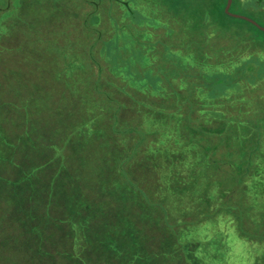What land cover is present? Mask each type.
Masks as SVG:
<instances>
[{
    "label": "rangeland",
    "instance_id": "rangeland-1",
    "mask_svg": "<svg viewBox=\"0 0 264 264\" xmlns=\"http://www.w3.org/2000/svg\"><path fill=\"white\" fill-rule=\"evenodd\" d=\"M134 2L150 18L155 0ZM97 3L0 0V110L12 139V158L0 162V264H264V244L242 236L231 212L193 228L169 224L174 214L197 205L192 195L175 201L171 181L176 169L201 167L200 157L184 139L188 130H172L150 115V108H156L150 97L188 98L192 106H184L181 112H188L182 116L193 107L200 122L216 128V119L201 111L206 96L196 74L178 69L172 81H159L158 88L128 77V72L143 70L134 54L137 43L127 36L130 28L121 29L113 18L123 22L128 13L118 0ZM143 28L152 29L149 24ZM154 31L168 36L163 27ZM232 50L201 59L203 67L235 71L244 56L264 58L260 42L240 43ZM117 51L124 57H116ZM184 52L180 46L175 56ZM158 53L142 60L141 67L152 72V64L161 62ZM174 83L181 97L173 92ZM225 95L214 102L229 111L237 103L244 107L240 114L263 117L264 76L245 81L244 92L230 87ZM261 146L255 172L264 176ZM157 147L175 149L183 163L153 171L150 158L159 163L162 156L154 154ZM121 163L127 172L119 169ZM214 176L216 195L221 186ZM255 196L262 204L259 193Z\"/></svg>",
    "mask_w": 264,
    "mask_h": 264
},
{
    "label": "trees",
    "instance_id": "trees-1",
    "mask_svg": "<svg viewBox=\"0 0 264 264\" xmlns=\"http://www.w3.org/2000/svg\"><path fill=\"white\" fill-rule=\"evenodd\" d=\"M103 1L97 0L98 7L103 4ZM118 1L122 3L128 16L125 13L123 22L118 17L113 18L117 24H120L121 29L125 26L130 28L127 36L137 43L138 51L134 54L135 58L137 57L140 61L138 68L143 69L137 72L135 68L136 72H131L136 75L128 72V77L133 76L134 81L145 79V84L150 81V84L158 88L159 81H172L178 69L189 75L196 74L200 81L201 91L206 96H202L204 106L201 107V111L209 112V115H213L216 119V128L208 123L206 125L204 121L200 122L196 119V110L193 107L187 116H182L188 112H181L184 106H190L191 103L188 98L184 99L185 101L181 99V90L176 87L175 83L172 85V90L181 97L176 99L179 100L178 102L175 99L163 101L150 97L154 100L156 107L155 110L153 107L150 108V115L158 118L159 121L164 120L162 126L168 125L172 130H176V127H180L179 130L181 127H184L183 131L188 130L189 137L184 136L185 132L182 133V137L188 139L200 157L198 162L196 161L201 164V167L197 165L199 170L197 166L193 172L183 171L181 168L176 169L171 181V197H174L175 201L192 195L196 197L197 205L183 208L179 215L174 214L175 219L170 220L169 218V224L179 225L181 228L184 225L193 228L199 222L212 217L221 221L220 217L224 215L223 212L227 211L231 212L237 220L236 228L242 236L250 241L264 244V176L255 172L259 167V159L263 156L260 150L264 143V115L261 118H250L248 115L240 114V110L244 111V107H239L240 104H232L233 109L229 111L228 108L220 106L221 102H214V98L227 96L225 92L227 94L230 87L239 88L241 92H244L245 81L250 84L251 80L256 81L263 78L264 58L258 54L244 56L242 61L236 63L238 68L235 71L221 70L223 67L204 68L201 62V59L224 57L240 43L260 42L264 45V30L247 19L229 15L225 9L228 0H155L154 4L150 5V18L144 17L142 4L135 7L134 0ZM231 10L248 15L264 25V0H234ZM144 24H149L152 29L149 32L145 31ZM158 27H163L168 32L167 37L173 39V44L166 40L165 33L154 31ZM228 33L237 37L233 40L222 39L220 41L214 38L215 35L223 37ZM175 42L177 45L174 44ZM113 43L114 41H108L107 44L112 46ZM121 46L120 42L115 44L117 49ZM180 46L184 47L185 52L182 56L176 57ZM159 51L161 53H158V56L161 62L152 64V72L150 68L141 67L142 60L151 58L153 52ZM124 54L117 51L115 56L124 57ZM175 58H179V62H176ZM193 62L196 65H191ZM145 73L146 76L141 75ZM1 112L0 110V162H3L5 159L7 161L12 158L10 148L12 139L4 127ZM177 114L181 116V118L177 117V120L168 116ZM162 129L160 128L158 132L170 134ZM153 151H155L154 154L162 155L159 163L150 158V168L152 167L153 171L156 169L158 173H162L164 169H175V165L183 163L184 157H180L173 148L160 149L157 147ZM190 164L192 163L189 162L186 165ZM261 164L264 165V161ZM123 167L121 163L119 169L127 172V167L124 165ZM202 171L204 173L200 176ZM213 173L221 186V190H217L216 195L212 193ZM204 176L205 179L202 178ZM171 184L167 185V190H170ZM258 193L262 204L259 203V199H256L255 194ZM167 196L169 197L168 194ZM249 199H253L252 202ZM191 208L193 210H190ZM258 210H262L261 213H258ZM192 224L194 225L191 226Z\"/></svg>",
    "mask_w": 264,
    "mask_h": 264
},
{
    "label": "water",
    "instance_id": "water-1",
    "mask_svg": "<svg viewBox=\"0 0 264 264\" xmlns=\"http://www.w3.org/2000/svg\"><path fill=\"white\" fill-rule=\"evenodd\" d=\"M233 1L234 0H228L227 2V5H226V12L231 15V16H235V17H240V18H244V19H247L249 21H251L252 23H254L255 25H257L259 28H261L262 30H264V25L260 24L256 19L248 16V15H245V14H241V13H236V12H233L231 10V7H232V4H233Z\"/></svg>",
    "mask_w": 264,
    "mask_h": 264
},
{
    "label": "crops",
    "instance_id": "crops-1",
    "mask_svg": "<svg viewBox=\"0 0 264 264\" xmlns=\"http://www.w3.org/2000/svg\"><path fill=\"white\" fill-rule=\"evenodd\" d=\"M9 9V8H8Z\"/></svg>",
    "mask_w": 264,
    "mask_h": 264
}]
</instances>
